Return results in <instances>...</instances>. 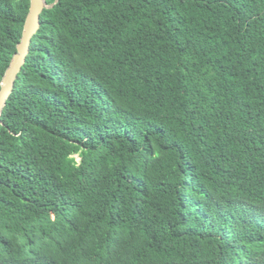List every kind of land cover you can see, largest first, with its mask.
Segmentation results:
<instances>
[{"label": "trees", "instance_id": "1", "mask_svg": "<svg viewBox=\"0 0 264 264\" xmlns=\"http://www.w3.org/2000/svg\"><path fill=\"white\" fill-rule=\"evenodd\" d=\"M45 2L0 112V264H264V0ZM28 8L0 0V83Z\"/></svg>", "mask_w": 264, "mask_h": 264}, {"label": "water", "instance_id": "2", "mask_svg": "<svg viewBox=\"0 0 264 264\" xmlns=\"http://www.w3.org/2000/svg\"><path fill=\"white\" fill-rule=\"evenodd\" d=\"M47 6L45 0H29V8L23 23L20 40L16 44V50L0 83V112L25 61L31 38L39 26V14Z\"/></svg>", "mask_w": 264, "mask_h": 264}]
</instances>
